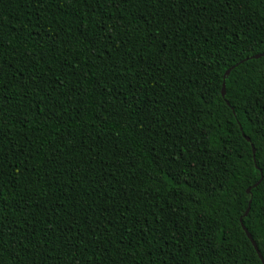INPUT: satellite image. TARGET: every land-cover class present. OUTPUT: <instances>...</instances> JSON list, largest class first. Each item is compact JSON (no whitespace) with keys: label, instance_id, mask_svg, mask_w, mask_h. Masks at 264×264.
I'll return each mask as SVG.
<instances>
[{"label":"trees","instance_id":"obj_1","mask_svg":"<svg viewBox=\"0 0 264 264\" xmlns=\"http://www.w3.org/2000/svg\"><path fill=\"white\" fill-rule=\"evenodd\" d=\"M171 12L0 0V264H264V0Z\"/></svg>","mask_w":264,"mask_h":264},{"label":"snow or ice","instance_id":"obj_2","mask_svg":"<svg viewBox=\"0 0 264 264\" xmlns=\"http://www.w3.org/2000/svg\"><path fill=\"white\" fill-rule=\"evenodd\" d=\"M120 3H125L126 0H119ZM130 3H140L143 4L145 2L153 5V12H157L158 16L157 19L160 20L159 28L162 29V32L160 33L163 35L164 39L169 38V33L173 31L177 26H179L183 21L184 17L181 16L179 12H171V9L174 6H177L180 4V0H128ZM90 3L94 5L95 8H99L101 4L105 3V0H90ZM85 7H88V3L85 4ZM187 11V9H185ZM171 13V14H170ZM89 15L94 16V9L89 8ZM95 18V17H94ZM143 20V23L145 25V30L150 31L148 26L155 23V21L152 18H144V14H141L140 17ZM201 22H204V18L200 17ZM153 39H159V36H153ZM259 43L264 44V40L260 41ZM107 54V53H105ZM256 60L264 61V48L261 49L258 53H251V57ZM96 59H99V56L96 57ZM2 99V97H0ZM259 139L252 144L251 147V155L253 159H255L257 156L264 155V123H262L259 126V132H258ZM173 147H176L175 144H173ZM187 151V146L184 149H177L176 156L178 157L179 161L185 160V153ZM261 163H264V159H261ZM173 164L176 165V167L183 173V168L181 167L180 163L177 162L176 159L173 160ZM258 179L262 182H264V169H257ZM249 193H251L252 189L251 187L248 189ZM251 201V197H250ZM0 207H6V205L3 204L2 200H0ZM249 207L251 208V203L249 204ZM264 210V209H262ZM71 230V229H70ZM4 238L2 234H0V255H3L4 253ZM44 259L46 257L42 256L40 260V264H43Z\"/></svg>","mask_w":264,"mask_h":264},{"label":"water","instance_id":"obj_3","mask_svg":"<svg viewBox=\"0 0 264 264\" xmlns=\"http://www.w3.org/2000/svg\"><path fill=\"white\" fill-rule=\"evenodd\" d=\"M255 60H256V59H255ZM242 63H243V62H240L239 64H242ZM236 66H238V65H236ZM234 68H235V67H232L231 69H229V70L225 73V75H224V77H223V80L226 79V77L230 74V72H231ZM221 96H222V97H225V84H224V83H223V85H222ZM246 140L249 142L248 139H246ZM248 193H249V191H248ZM242 229L244 230V232H245L247 238L249 239V241L251 242V244H252V246L254 247L255 251L257 252L259 258L261 259L260 255H259V253H258V250H257L256 244H255L254 241L252 240L250 234L245 230L244 226H242Z\"/></svg>","mask_w":264,"mask_h":264}]
</instances>
